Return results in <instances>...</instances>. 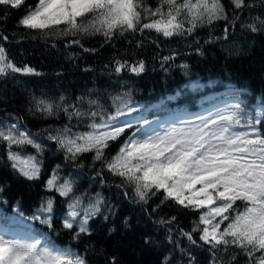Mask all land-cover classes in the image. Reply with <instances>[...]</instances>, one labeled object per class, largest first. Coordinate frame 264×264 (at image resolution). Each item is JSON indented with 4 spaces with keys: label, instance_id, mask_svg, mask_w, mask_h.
I'll return each mask as SVG.
<instances>
[{
    "label": "trees",
    "instance_id": "trees-1",
    "mask_svg": "<svg viewBox=\"0 0 264 264\" xmlns=\"http://www.w3.org/2000/svg\"><path fill=\"white\" fill-rule=\"evenodd\" d=\"M38 2L24 0L19 8L0 6V46L16 66L35 70L30 74L9 71L0 76V126L15 123L41 145L39 152L32 146H13V151L35 156L39 163V177L29 180L11 167L7 145L0 141V234L37 237L58 248H70L84 258L85 264H112L113 259L115 264H165V257L167 264H188L186 253L196 257V264H208L209 253L190 245L181 235V230L191 232L207 209L185 208L173 199H165L163 190L147 203L138 202L133 188L100 161H94L93 152L72 158L48 137L65 127L73 134L90 131L88 117L69 119L63 110L81 97L85 100L80 105L82 111L89 110L87 100L95 99L105 117L119 108L124 112L118 117L119 125H132L104 149L108 160L137 129V135L142 136L182 122L199 123L200 117L215 118V113L237 103L252 116L257 111L264 113V27L251 32L241 26L258 16L264 19L260 0H248L255 6L239 14L235 27L229 26L227 39L223 20L198 26L191 35L164 37L150 29L120 35L116 30L111 39L101 33L63 34L61 30L67 27L64 24L44 31L19 25ZM146 3L155 8L158 0ZM222 3L232 20L230 0ZM152 19L159 17L143 22ZM184 27H190L187 21ZM73 40L80 43L73 44ZM165 57L170 59L165 61ZM117 62L125 65L119 73L115 71ZM140 62L144 70L131 71ZM33 98L51 102L52 113L37 111ZM259 127L264 132V126ZM53 174L58 179L49 187L47 181ZM65 181L72 182L69 196L57 191ZM76 197L82 199L84 207L97 199L103 201L100 211L88 221V233L78 239L73 237L83 213L76 218L73 229L63 227L69 219V204ZM35 216L40 219H33ZM46 219H50L51 227L41 222ZM193 238L199 243V232H194ZM217 258L219 264H247L248 260L234 247L218 252Z\"/></svg>",
    "mask_w": 264,
    "mask_h": 264
},
{
    "label": "snow or ice",
    "instance_id": "snow-or-ice-1",
    "mask_svg": "<svg viewBox=\"0 0 264 264\" xmlns=\"http://www.w3.org/2000/svg\"><path fill=\"white\" fill-rule=\"evenodd\" d=\"M23 3L24 0H0V6L12 8H19ZM260 4L264 7V0H260ZM230 5L232 20H229L222 0H158L155 8L147 5L146 0H39L35 10L29 9L19 20V25L44 31L64 24L67 27L61 30L63 34L101 33L106 39H111L116 30L120 35L125 31L142 32L145 29L155 30L164 37L191 35L198 26L223 20L226 22L224 38L227 39L229 26L235 27L239 14L255 6L248 0H230ZM151 17L159 19L143 22ZM185 21L190 25L186 29ZM241 26L258 32L264 27V19L258 16L252 23ZM2 38L8 39L7 36ZM71 43L80 42L73 40ZM164 59L166 61L170 57ZM124 67L117 62L115 71L119 73ZM143 70V62L131 67L133 72ZM9 71L30 74L35 70L16 66L8 58L5 48L0 46V76ZM33 99L37 111L52 113L51 102ZM83 103L84 98H78L76 104L63 110L69 119L73 116L77 119L88 117L90 131L73 134L70 128L65 127L57 135H50L49 139L56 140L72 158L93 152L94 161H100L104 168L133 188L138 202L147 203L151 196L163 190L165 199H173L185 208L207 209L201 213L199 224L191 232L181 230V235L188 239L190 245L209 253L208 264H219L217 253L227 252L233 247L248 258L247 264H253V261L264 264V132L259 127L264 126V113L257 111L252 116L237 103L215 113V118L200 117L199 123L182 122L179 127L163 128L152 135L142 136L137 135V129L119 152L108 160L104 149L132 125L127 122L119 125L118 117L124 115L119 108L115 114L105 117L98 100L86 101L88 111L81 110ZM97 117L99 123L96 122ZM0 141L7 145V158L14 170L29 180L39 177L36 157L12 150L13 146H32L39 152L41 145L30 132L20 130L15 123L0 126ZM57 179L53 174L47 185L54 186ZM57 191L62 196H69L73 192L72 182L65 181ZM102 202V199H97L84 207L82 199L76 197L69 204V219H65L63 224L65 229H73L76 218L83 213L74 239L88 233V221L100 211ZM51 207L52 202L49 201L48 211ZM33 219L39 220L40 217ZM175 219L172 217L173 221ZM225 221L228 223L221 229ZM41 222L51 227L50 219ZM200 224L204 227L201 228ZM194 232H199V243L193 238ZM186 254L189 256L188 264H196V257ZM167 259L165 257V264ZM231 259L234 262L236 255ZM0 264H85V260L70 248L61 249L37 237L14 238L0 234ZM112 264H115L114 259Z\"/></svg>",
    "mask_w": 264,
    "mask_h": 264
},
{
    "label": "rangeland",
    "instance_id": "rangeland-1",
    "mask_svg": "<svg viewBox=\"0 0 264 264\" xmlns=\"http://www.w3.org/2000/svg\"><path fill=\"white\" fill-rule=\"evenodd\" d=\"M179 126H181V125H178L177 127H179ZM168 127H172V126H165L164 128H168ZM197 188H199L200 186H196ZM185 194H187V195H189V193H187V192H185Z\"/></svg>",
    "mask_w": 264,
    "mask_h": 264
}]
</instances>
